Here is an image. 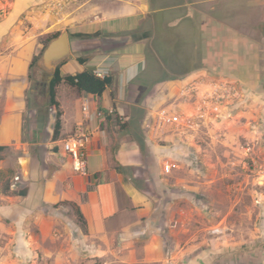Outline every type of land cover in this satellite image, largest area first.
<instances>
[{
  "label": "crops",
  "instance_id": "0c3cea01",
  "mask_svg": "<svg viewBox=\"0 0 264 264\" xmlns=\"http://www.w3.org/2000/svg\"><path fill=\"white\" fill-rule=\"evenodd\" d=\"M115 1L113 6L125 9L110 16L128 17L132 25L114 30L105 24L106 17L75 24L77 33L99 34H69L70 58H81L80 68L72 71L65 66L68 62L58 67L65 76L109 66L112 83L100 96L58 83L56 135L55 109L40 102L39 95L33 101L27 97L30 63L44 34H21L16 16L23 2L0 22V226L5 217L16 221L14 230L23 234L17 238L18 249L26 248L30 260L41 258L42 264H213L208 247L196 250L191 211L179 203L181 176L163 169L166 158L186 160L188 147L173 133L156 130L151 117L196 73L236 76L245 86L259 84L264 69V35L258 36L264 27V0ZM159 5L179 9L167 19L170 26L187 17L198 26L197 37L178 34L170 65L181 64L183 47L203 57L201 63L169 73L144 103L138 99L144 83L136 68L152 34L117 33L134 30L147 19L152 23ZM236 15L238 19H231ZM113 56L117 68L112 67ZM113 73L123 75L118 91L112 88ZM84 96L89 99L88 112L81 109ZM110 109L114 111L107 116L95 115ZM119 117L126 122L119 123ZM73 135L85 139L84 172L73 169L63 148V141ZM17 260L19 256L12 260L9 254L0 264Z\"/></svg>",
  "mask_w": 264,
  "mask_h": 264
},
{
  "label": "rangeland",
  "instance_id": "374dc122",
  "mask_svg": "<svg viewBox=\"0 0 264 264\" xmlns=\"http://www.w3.org/2000/svg\"><path fill=\"white\" fill-rule=\"evenodd\" d=\"M51 1L54 0H0V22L7 20L23 2L16 16V26H21V34H44L45 37L66 29L73 36L77 34L75 24L95 22L105 17V24H111L114 30L132 25L127 23L128 17L110 16L125 9L113 6L115 0H64L58 8L51 6ZM157 8L161 10L155 14L152 23L147 19L134 30L117 33L152 34L136 68L141 71L137 78L144 83L138 99L144 103L156 85L165 82L169 73L177 71V67L184 69L189 64L201 63L200 57H203V54L193 56L189 48L183 47L181 64L171 62L170 65L171 49L177 45L178 34H195L198 26L188 17L170 26L167 19L179 9L164 10V5ZM231 19L238 17L232 16ZM260 35H264V27ZM116 59L112 62L114 68L118 66ZM66 62L68 65L65 66L72 71L80 68L77 59L68 58L63 63ZM30 72L33 73V69ZM260 74L259 84L252 87L245 86L236 76L211 77L196 73L195 77L206 80L224 78L236 82L240 97L237 101L229 99L222 106L223 118L183 142L188 147L186 160H173L175 166L171 171L182 178L178 185L182 193L179 203L191 211L188 217L193 220L191 230L195 231L196 250L200 252L203 247H208L213 264H264V69ZM34 77L33 80H40L39 75ZM113 79L112 88L117 86L118 91L124 82L123 75L113 73ZM125 79L128 82L127 76ZM35 95L40 96V102H48L47 91L39 92L35 87H29L28 100L33 101ZM124 122L119 121L121 124ZM1 221L12 230L0 226V258L10 254L12 260L20 257L16 264H42L41 258L30 260V255L25 253L26 248L18 249L17 238L23 235L14 230L18 223L6 217ZM214 226H221L223 233H210Z\"/></svg>",
  "mask_w": 264,
  "mask_h": 264
},
{
  "label": "built area",
  "instance_id": "2783aa9c",
  "mask_svg": "<svg viewBox=\"0 0 264 264\" xmlns=\"http://www.w3.org/2000/svg\"><path fill=\"white\" fill-rule=\"evenodd\" d=\"M63 3L64 0L50 2L54 8L62 6ZM93 72L99 77H105L109 76L110 68L109 66L95 67ZM239 97L238 85L230 79L213 78L206 80L199 76L192 77L182 89L173 94L168 103L154 109V118L151 117V124L156 130L163 131L162 134L173 133L183 143L203 128H209V125L215 120L223 118L222 106L229 99L237 101ZM187 104L190 106L189 110L184 108ZM81 109L83 112L89 110L87 96L81 100ZM109 113H113V110L110 109ZM95 115L103 117L101 110H97ZM119 121L124 122V119L119 117ZM84 147L85 139L80 136L73 135L63 141V148L69 153L73 169L77 172H84L86 168ZM174 166L171 158H166L163 161L165 173L171 172ZM209 232L222 234L223 228L214 226Z\"/></svg>",
  "mask_w": 264,
  "mask_h": 264
},
{
  "label": "trees",
  "instance_id": "16d2710c",
  "mask_svg": "<svg viewBox=\"0 0 264 264\" xmlns=\"http://www.w3.org/2000/svg\"><path fill=\"white\" fill-rule=\"evenodd\" d=\"M59 31H56L52 34H48L41 40V48L39 49L37 55L33 57V60L30 63V69H33V73L30 72L28 74V78L33 81L36 76L35 74L40 73V69L36 65V60L40 56L46 42L53 36L57 35ZM78 35H86V36H95L98 33L93 32V33H77ZM144 37V36H143ZM135 39H138V37L135 36ZM79 61H82L81 58H79ZM63 82L65 85H68L72 88H74L77 92L79 93H85V94H90L93 96H100L103 94L105 89L111 85L112 83V77L111 76H105V77H99L96 74H94L93 71L91 70H85L81 72H77L75 74H67L65 76H61L59 73V68H57L55 75L51 81L50 89L47 90L48 92V104L50 107L55 109L56 111V120L54 124V134L59 133L60 129V111L58 108V102L55 100V86ZM114 111V110H113ZM103 116H107L109 113V110L102 111ZM124 125V124H123ZM122 125V126H123ZM22 194H25V191H23ZM77 215L79 218V221L81 223H84L81 217V214L79 211H77Z\"/></svg>",
  "mask_w": 264,
  "mask_h": 264
},
{
  "label": "water",
  "instance_id": "95a60500",
  "mask_svg": "<svg viewBox=\"0 0 264 264\" xmlns=\"http://www.w3.org/2000/svg\"><path fill=\"white\" fill-rule=\"evenodd\" d=\"M71 57L70 38L66 29L51 37L44 46L37 59V67L40 69V80H33L31 88L41 84L49 90L51 81L60 64Z\"/></svg>",
  "mask_w": 264,
  "mask_h": 264
},
{
  "label": "flooded vegetation",
  "instance_id": "af4514ba",
  "mask_svg": "<svg viewBox=\"0 0 264 264\" xmlns=\"http://www.w3.org/2000/svg\"><path fill=\"white\" fill-rule=\"evenodd\" d=\"M35 88H36V90L39 91V92H45V91H47V89H45L44 86L41 85V84H37V85L35 86Z\"/></svg>",
  "mask_w": 264,
  "mask_h": 264
}]
</instances>
